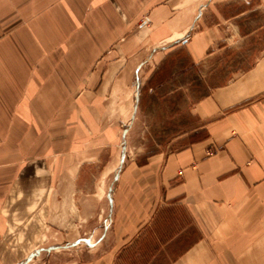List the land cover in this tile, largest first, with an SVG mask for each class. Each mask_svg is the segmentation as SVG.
Listing matches in <instances>:
<instances>
[{"label":"crops","instance_id":"0c3cea01","mask_svg":"<svg viewBox=\"0 0 264 264\" xmlns=\"http://www.w3.org/2000/svg\"><path fill=\"white\" fill-rule=\"evenodd\" d=\"M215 1L0 0V264L60 248L78 254L59 264H264L263 50L194 101L202 137L118 154L168 55L213 79L230 18L251 12Z\"/></svg>","mask_w":264,"mask_h":264},{"label":"rangeland","instance_id":"374dc122","mask_svg":"<svg viewBox=\"0 0 264 264\" xmlns=\"http://www.w3.org/2000/svg\"><path fill=\"white\" fill-rule=\"evenodd\" d=\"M212 9H218L222 19H228L243 10L251 9V12L239 18H230L231 26L225 33L227 38L225 43L229 44V48L218 50L214 57V65L207 66L208 69H214L213 79L209 71L205 73V65H190L186 53L180 50L167 56L172 63L166 66L165 72H161L159 76L155 73V76L151 75L153 78L145 81L134 119L130 122V114L124 115L123 120L127 123L123 127L121 125L119 129L118 154L123 159L126 158L128 161L157 152H174L202 137L205 132L201 127L202 123L191 112L194 101L199 99L209 86L225 83L224 77L230 76L233 68L248 66L241 61L246 58L252 61L260 51H264V4L260 7L257 0H217L210 7V10ZM210 10L206 23L213 25L220 23L221 18L217 11L212 13ZM260 26L263 27L261 37L254 36L253 31ZM259 40L261 50L258 47ZM255 45L256 48H252ZM153 68L154 66H151V70ZM76 211L77 209L71 210L73 217L76 216ZM55 241L58 242H53L52 245L63 244L65 236ZM38 245L41 248L42 245L47 246V242L39 240ZM108 246L107 241L105 245L99 246L98 250ZM93 252L89 254L93 255ZM67 253H71L70 257L76 256L78 249L65 251V248H60L51 252L43 250L32 258L31 263L59 264L65 261Z\"/></svg>","mask_w":264,"mask_h":264}]
</instances>
